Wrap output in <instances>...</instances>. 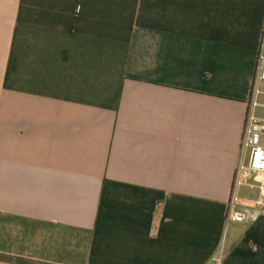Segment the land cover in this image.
Here are the masks:
<instances>
[{
	"label": "crops",
	"instance_id": "1",
	"mask_svg": "<svg viewBox=\"0 0 264 264\" xmlns=\"http://www.w3.org/2000/svg\"><path fill=\"white\" fill-rule=\"evenodd\" d=\"M263 30L264 0H0V264H264V218L225 220Z\"/></svg>",
	"mask_w": 264,
	"mask_h": 264
},
{
	"label": "built area",
	"instance_id": "2",
	"mask_svg": "<svg viewBox=\"0 0 264 264\" xmlns=\"http://www.w3.org/2000/svg\"><path fill=\"white\" fill-rule=\"evenodd\" d=\"M264 30L257 52L253 73L251 93L245 113L244 125L239 144V160L233 173L232 188L227 203L225 220L227 223L251 224L264 218V200L259 198L254 203H246L238 196V190L247 184L248 179L258 174L262 181L258 185L264 192V118L256 115V110L263 107L259 103L264 97ZM253 188V186H249ZM212 263L220 264L221 257L215 256Z\"/></svg>",
	"mask_w": 264,
	"mask_h": 264
},
{
	"label": "rangeland",
	"instance_id": "3",
	"mask_svg": "<svg viewBox=\"0 0 264 264\" xmlns=\"http://www.w3.org/2000/svg\"><path fill=\"white\" fill-rule=\"evenodd\" d=\"M263 90H264V87H263ZM259 103H260L261 105H264V97H260V99H259ZM257 114H258L259 116H261V117H264V108H263V107H260V108L257 110ZM238 194H239V196H240V189H239V191H238ZM216 256H217V257H221V253H218ZM212 264H216V263H212Z\"/></svg>",
	"mask_w": 264,
	"mask_h": 264
}]
</instances>
